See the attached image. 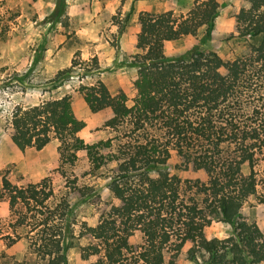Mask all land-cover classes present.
Listing matches in <instances>:
<instances>
[{
  "label": "trees",
  "instance_id": "trees-1",
  "mask_svg": "<svg viewBox=\"0 0 264 264\" xmlns=\"http://www.w3.org/2000/svg\"><path fill=\"white\" fill-rule=\"evenodd\" d=\"M240 1L232 35L250 51L234 60L198 45L174 55L165 49L200 31L210 38L221 0H195L185 14L140 12V52L127 59L137 69L136 96L113 95L101 80L78 89L92 113L109 112L103 126L116 133L111 138L88 144L79 137L86 122L72 95L14 112L12 143L39 151L57 139V171L67 183L57 191L51 176L26 185L3 178L0 200L12 220L2 237L9 245L25 237L48 264H69L67 252L77 244L91 264H264V231L240 214L258 194L255 167L264 161V0ZM80 151L89 163L83 176L111 169L108 196L69 178ZM173 154L177 169L205 178L172 173ZM84 205L92 206L93 223L79 213ZM215 221L231 233L211 235Z\"/></svg>",
  "mask_w": 264,
  "mask_h": 264
},
{
  "label": "rangeland",
  "instance_id": "rangeland-1",
  "mask_svg": "<svg viewBox=\"0 0 264 264\" xmlns=\"http://www.w3.org/2000/svg\"><path fill=\"white\" fill-rule=\"evenodd\" d=\"M194 1L0 0V188L4 177L14 184L26 185L51 176L56 190H63L67 180L57 171L59 141L53 139L39 151L19 149L10 140L8 131L14 112L72 95L74 112L86 122V127L78 134L85 143L93 144L115 136L112 129L103 126L109 112L92 113L78 89L101 80L113 95L123 91L132 100L137 93L133 84L137 69L129 66L127 59L130 54L140 52L136 48L140 12L185 14ZM243 5L240 0H221L210 38L206 39L204 31H200L197 36L168 42L166 53L174 55L198 45L203 50L215 51L224 60L248 54L249 43L232 35L235 14ZM72 62L75 66L71 71L58 76L60 71L70 68ZM78 156L76 166L67 169L69 178L78 180L79 177V184L92 185L108 196L105 187L111 169L83 176L89 163L84 151L78 152ZM179 163V158L173 154L169 169L182 179L205 178L201 172L177 169ZM255 170L258 194L245 202L240 214L264 231V203L259 201L264 193V161L259 160ZM83 211L93 223L92 206L79 207V213ZM74 214L78 217V204ZM11 220L8 202L0 200V264H48L25 237L12 245L2 237L11 232ZM208 231L217 237L231 233L230 225L216 221ZM67 256L69 264L93 262V259L81 258L78 244L68 250Z\"/></svg>",
  "mask_w": 264,
  "mask_h": 264
}]
</instances>
